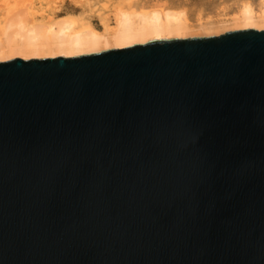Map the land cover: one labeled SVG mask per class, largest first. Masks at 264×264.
I'll use <instances>...</instances> for the list:
<instances>
[{
  "label": "water",
  "instance_id": "obj_1",
  "mask_svg": "<svg viewBox=\"0 0 264 264\" xmlns=\"http://www.w3.org/2000/svg\"><path fill=\"white\" fill-rule=\"evenodd\" d=\"M0 264H264V28L0 60Z\"/></svg>",
  "mask_w": 264,
  "mask_h": 264
},
{
  "label": "bare ground",
  "instance_id": "obj_2",
  "mask_svg": "<svg viewBox=\"0 0 264 264\" xmlns=\"http://www.w3.org/2000/svg\"><path fill=\"white\" fill-rule=\"evenodd\" d=\"M242 7L240 14L234 18L236 24L245 27L258 22L264 23V7L260 14L249 6L243 5ZM113 12L114 24L112 27L105 26L103 30H97L87 23H79L70 18L72 16L61 17V20L58 17L59 21H52L48 25H34L35 23L29 25L31 23L23 22L17 17L15 19L13 16L14 19L9 22L8 19L7 24L5 23L6 25L0 30V58H8L13 54H20L24 57L42 54L49 57L72 56L96 52L106 47H123L148 39L185 37L193 35L194 31L205 34L204 32L216 30V27L220 26L216 21L214 24L209 20L196 27H191L183 13L174 9L155 8L149 11H129L119 7ZM228 20L230 19H227L228 24L224 22L226 26L232 24ZM224 23L221 24L224 26ZM221 28L224 29V27Z\"/></svg>",
  "mask_w": 264,
  "mask_h": 264
},
{
  "label": "rangeland",
  "instance_id": "obj_3",
  "mask_svg": "<svg viewBox=\"0 0 264 264\" xmlns=\"http://www.w3.org/2000/svg\"><path fill=\"white\" fill-rule=\"evenodd\" d=\"M243 5L251 7L256 13L260 14L264 7V0H0V30L7 24L8 19V22L14 19L12 18L13 16L15 19L19 18L23 22L31 23L29 25L33 23H35L34 25H48L52 21L56 22L61 20V17L65 16V18H68V16H72L70 18L77 20V22L79 21V23H87L97 30H103L105 26L112 27L115 20L113 11L119 7L128 9L129 11H149L155 8L174 9L175 11H181L183 13L191 27H196L200 23H206L209 20V22H213L214 24L216 22L220 24V26L217 24L216 30L213 29L212 31L204 32L205 34H199L198 29H195L197 32L194 31L193 35L188 36L218 35L225 31L242 28L263 29L264 23L262 22L245 27L235 23L234 18L240 14V9L243 8ZM58 17L59 20H57ZM227 19L233 21L228 20L232 24L226 26L228 24ZM220 21H223L221 23L226 22L227 24L224 23L223 26ZM234 25L237 26L235 27ZM221 27H224V29ZM108 48L112 47L103 49ZM45 55L29 57H47ZM12 57L29 58L21 56L20 54H13L8 58H0V60Z\"/></svg>",
  "mask_w": 264,
  "mask_h": 264
}]
</instances>
